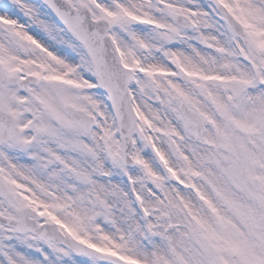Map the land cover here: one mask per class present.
Returning a JSON list of instances; mask_svg holds the SVG:
<instances>
[{"label":"snow or ice","instance_id":"1","mask_svg":"<svg viewBox=\"0 0 264 264\" xmlns=\"http://www.w3.org/2000/svg\"><path fill=\"white\" fill-rule=\"evenodd\" d=\"M0 264H264V0H0Z\"/></svg>","mask_w":264,"mask_h":264}]
</instances>
